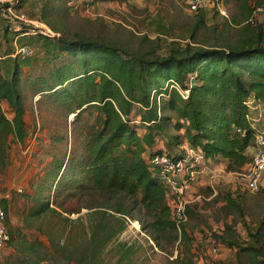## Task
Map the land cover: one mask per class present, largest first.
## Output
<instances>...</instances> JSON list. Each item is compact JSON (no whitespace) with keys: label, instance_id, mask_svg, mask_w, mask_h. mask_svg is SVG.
<instances>
[{"label":"trees","instance_id":"1","mask_svg":"<svg viewBox=\"0 0 264 264\" xmlns=\"http://www.w3.org/2000/svg\"><path fill=\"white\" fill-rule=\"evenodd\" d=\"M24 1L0 0V12L20 8ZM68 1L43 0L41 22L57 34L40 31L36 36L45 50L42 57L34 55L27 62L12 56L11 47L0 55V101H7L14 112L10 120L0 105V167L7 166L11 142L24 144L29 136L21 88L23 80H28L25 68L60 62L48 78L37 77L32 82L35 95L51 94L50 99L76 116L92 108L98 119L86 136L85 154L78 159H55V166L46 173V187L31 195L38 207L30 216L40 220L35 230L48 245L39 237L28 240L21 231L19 246L14 245L16 238L11 233L8 243L17 251L12 264H58L60 256H64V264H99L100 252L134 220L142 223V230L162 251L167 252V245L188 243L194 264L197 248H206L212 241L236 246L239 254L256 252L254 246L244 247L222 234L197 242L186 227L180 232L171 216L167 188L149 160L163 151L155 149L158 141H163L174 159L183 156L182 145L187 141L201 149L206 159H227V171L242 172L252 159L247 150L255 146L256 136L249 100L254 97L264 105L263 25H244L240 37L228 47L171 42L166 54L151 55L105 40L62 33L53 26L51 16L60 18L62 5ZM261 3L264 0H243V9L250 16L253 6ZM200 21L205 22L204 13ZM32 29L35 27L28 25H21L18 31L5 27V33L17 35ZM172 81L187 92L186 98L171 87ZM47 190L52 197L46 199L41 194ZM86 195L90 200L85 204L66 208L70 198L81 201ZM226 198L227 210L240 207L230 193ZM0 202L7 212L10 201ZM82 209L88 211L76 218L68 216ZM188 214L193 217L196 213L189 207ZM25 222L34 227L31 219ZM75 226L82 229L79 252L77 246L70 249L68 240L62 241ZM253 236L261 239L259 233ZM136 251L128 241L119 242L113 250L118 264H129Z\"/></svg>","mask_w":264,"mask_h":264},{"label":"rangeland","instance_id":"2","mask_svg":"<svg viewBox=\"0 0 264 264\" xmlns=\"http://www.w3.org/2000/svg\"><path fill=\"white\" fill-rule=\"evenodd\" d=\"M141 1L142 4L135 5L129 2L124 5L113 1L109 5L101 4L100 9H97L91 0H69L62 5L61 17L51 16V22L55 28L69 37L84 36L105 40L131 52L152 55L166 54L171 42L184 46L206 44L228 47L240 37L241 29L247 25L246 20L249 17L243 9V0H225L229 17L221 15L215 9L189 12L186 0ZM22 3L23 6L20 8L12 10L8 8L0 12L1 17L9 21L6 28L13 25L16 27L30 25L35 27L36 31H42L43 35H46V32L51 35L57 34L47 24L41 22L42 6L39 16V12L33 9L35 7L28 8V0ZM201 13L205 15L204 23L200 21ZM260 24L264 28V23ZM27 42L30 43L32 40L29 39ZM38 51L39 49L36 48V53ZM58 65L61 66V63L49 62L25 69L24 76L29 81L23 80L21 88L29 136L24 144L11 142L7 166L0 167V201L7 199L6 196L12 197L8 211L16 208V225L21 220L27 219H31L34 225V227L30 226L29 231H21V233L27 235L28 240L39 237L47 245L46 238L35 230V227L40 225V220L30 216L38 207V201L32 199L31 195H38V189L46 187V173L55 166L53 162L55 159H63L65 156L78 159L85 154L86 136L98 124L97 113L92 108H87L76 116V113H68L66 106H60L50 99L51 94L35 95L36 87L32 82H35L37 77L48 78ZM232 191L231 197L239 203V208L226 209V193L225 195L219 193L211 200L204 199L209 193H202L200 199L194 198L195 200L190 203L189 207L196 214L193 217L189 216V221L184 227L194 241L198 240L196 235L198 232L203 235L202 239L206 237V241L210 237L213 238V234L216 233L226 236L228 241H237L244 247L254 246L257 250L253 254L247 251L239 254V248L236 246L221 244L223 249L213 264H264V225L262 224V221L264 223V181L259 190L251 191L245 187L237 173L236 188ZM41 196L46 199L48 196L51 198L52 192L47 190ZM89 200V195L81 201L78 197L70 198L66 202V208L74 209ZM57 201H61V198ZM0 206H2L1 202ZM87 211L88 209H82L81 213L68 216L76 218ZM137 222L129 221L127 229L100 252L96 259L99 264H118L113 250L119 242L125 241L133 243L137 249L129 264H194L191 249L186 248L188 243L167 245V252L162 251L142 230V223L139 225ZM65 229L67 231L70 229L68 224ZM257 233L261 234L260 240L257 236H253ZM14 235L18 245L20 241L18 232L15 231ZM67 240L70 249L73 250L74 246H77L76 250L79 252L82 243L81 227L72 228L69 238L62 241ZM3 249L11 254L14 248H10L8 243ZM177 256L179 258H176ZM60 258L62 261L58 264H64V256Z\"/></svg>","mask_w":264,"mask_h":264},{"label":"built area","instance_id":"3","mask_svg":"<svg viewBox=\"0 0 264 264\" xmlns=\"http://www.w3.org/2000/svg\"><path fill=\"white\" fill-rule=\"evenodd\" d=\"M186 6L189 12L195 13L207 9H215L221 15L229 17L225 0H186ZM12 9L15 8H9V10ZM262 22L264 23V3L254 5L250 16L246 20L247 24L253 26ZM45 34L48 35L50 33L46 32ZM35 54L36 50L33 46L18 44L12 56L24 60L33 57ZM171 83V87L177 88L185 98L187 97L185 95L187 92H184L178 83L174 81ZM250 104L251 100H249V106ZM255 130L254 154L252 159L245 164L242 172L239 173L242 183L251 191L259 190L264 181V125ZM205 159V154L201 149L189 146L184 150L183 156L179 159H174L167 151L163 150L160 153H156L149 160L151 169L167 188V199L171 216L180 232L182 227L189 221L188 208L190 203L195 200L189 194L197 178L198 167ZM7 218L8 214L6 210L0 206V251L8 244L11 237ZM196 235L198 236V240L196 241H201L203 235L201 236L199 232ZM221 249V243L216 241H212L206 248L198 247L195 263L213 264L214 260L219 257Z\"/></svg>","mask_w":264,"mask_h":264},{"label":"crops","instance_id":"4","mask_svg":"<svg viewBox=\"0 0 264 264\" xmlns=\"http://www.w3.org/2000/svg\"><path fill=\"white\" fill-rule=\"evenodd\" d=\"M113 1L116 3L118 2L123 3L124 5H126V2H129L130 4H134V5L137 3L142 4L141 0H96L95 5L97 9H100L101 4L105 3L109 5L113 3ZM28 2H29L28 8L35 7L33 9L37 10V12H39L38 15L40 16V7L42 6L43 0H28ZM8 24H9V21L1 17V14H0V55H3L5 51L9 49V47H11L13 49L12 52H14L16 45L19 44L18 42L26 43V44L33 46L34 48L36 47L37 49H39L38 53L35 54V56L38 58L42 57L45 54L44 48L37 41V38H36V36L39 35L40 31H36L35 30L36 28H35L32 31L26 32L23 34H20L19 32L17 35L11 32L6 34L5 27ZM10 29L13 31H18L19 27H16V25H13L10 27ZM29 39L32 40V42L30 43L27 42ZM250 100H251L250 119H251L253 128L256 129L264 125V105L260 103V101L256 100L254 97H251ZM1 105H2V108L5 110V114L7 115V117L10 120H12L14 117V112L11 111V108L8 102L2 100ZM25 120H26V117H25ZM189 146L191 145H189V143L186 141L182 145V148L185 150ZM155 149H161V150L166 151L163 141H158ZM254 151H255L254 146L250 147L247 150V152L251 156H253ZM227 166H228V160L223 157L205 159L203 163L198 167L197 178L193 183L189 196L191 198L200 199L202 196L201 195L202 193H209V196H204V199L211 200L213 197L217 196L219 193L221 195H225V193L231 194V192H233L232 190L236 188L237 173L227 171ZM9 182H10V179H9ZM6 198L9 201L12 200V197L6 196ZM15 211H16V208L8 211L7 224H8L9 230L10 231L12 230L11 233L14 234L15 231L16 232L29 231L30 228L29 226H26L24 220H21L18 223V225H16L15 220L17 218L16 217L17 214ZM16 227L21 228V229H17ZM14 245H16V242H14ZM9 246L12 249L14 248L13 253L9 254L4 249L1 250L0 251V264H12V261L16 255V251H15V246H11V245Z\"/></svg>","mask_w":264,"mask_h":264}]
</instances>
